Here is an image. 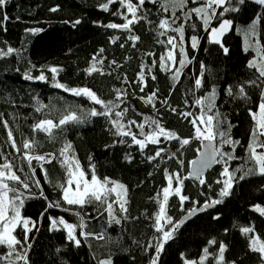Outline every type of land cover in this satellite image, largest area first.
<instances>
[{
	"label": "trees",
	"instance_id": "1",
	"mask_svg": "<svg viewBox=\"0 0 264 264\" xmlns=\"http://www.w3.org/2000/svg\"><path fill=\"white\" fill-rule=\"evenodd\" d=\"M201 2L187 0V4L182 6L181 0H158L156 3L145 0L137 12V16L145 18L134 22L130 30L106 27L109 23L126 22L122 16L114 15L118 10L126 12L119 2L110 4L107 11L99 7L107 0H8L0 9V19L4 14L9 17L4 27L0 28V49L12 47L18 50V54L0 57V153H3L0 164L6 158L13 165L24 169L23 173L17 172L22 179L25 175L30 176L27 161L22 158L27 151L23 149V143L28 140L36 142V147L31 150L32 155L54 154L57 157L51 163L40 162L47 169V178L39 163L32 161V167L36 169L35 177L40 180L48 200L39 196L40 189L29 180L31 188L24 190L25 194L35 195L25 200L22 214L37 221V225L28 237L31 247L28 244L18 245L12 254L14 264H99L103 258H111L112 264H150L155 256L157 237L162 235L156 230L155 224L163 198L162 190L168 187V175H173V189L178 186L174 174L179 173L181 178L188 177L184 179L181 194L189 199L181 204L179 196L172 194L166 204L167 216L172 218L173 224L179 222L187 212L201 209L207 202L221 198L219 192L223 184L217 181L227 178L222 175L225 167L222 162L217 163L202 178L203 184L188 176L190 164L200 150L202 139L192 138L195 135L193 125L189 123L192 117L185 119L180 115L181 112H192L193 116H200L202 109L195 101L207 97L213 88L216 90L215 108L208 114H214L217 110L220 113V123L215 128L218 148L222 139L220 132H226L233 140L239 141L234 151L232 145L228 144L223 145L221 150L238 158L228 161L230 172L243 167L240 172H236L231 195L224 197L221 204L200 211L176 230L173 238L164 244L158 264H186L187 261L218 264L221 243L226 245V251L224 261L219 264H262L260 255L251 251L248 237L241 229L254 227L253 234L264 240V216L253 207L264 206V176L250 175L243 180H239V176L253 167L246 151L255 123L249 110H258L264 78L259 77L256 68L248 66L255 54L251 49L244 50L237 27L252 22L257 16L264 17V6L256 4L255 0H244L243 4L231 0L229 7L237 8L238 11H229L223 17H219L223 8L217 9L219 19L233 22L232 28L222 38L223 47L228 48V52L224 53L220 44L210 42L209 32L204 31L202 19L195 13L185 19V14L191 8L200 6ZM132 3H137V0H132ZM165 6L168 11H164ZM53 8L57 10L52 11ZM173 11L178 17L175 23H172ZM128 18H132L131 14H128ZM166 18L171 27L160 28L159 22ZM219 19H213L211 27L217 26ZM77 20L80 22L73 26ZM181 25L184 27L183 41L179 40V33L173 31ZM33 28L43 31L36 34L26 31ZM161 32L165 34L160 35ZM129 36H138L139 39L133 41L128 39ZM169 36L177 37L174 51L176 67H179L180 60L191 61L186 62L178 80L172 79L175 72L172 61L161 60L171 48L167 43ZM191 36L199 38L196 49L191 47ZM258 38L260 48L264 49V19L258 22ZM181 44L184 53L179 51ZM162 63L171 70H163L160 67ZM202 64V87L197 88L195 80L200 77ZM93 65L97 71L89 72L88 69ZM52 67H56L58 72L52 73ZM42 72L47 77L46 81L25 79V74L37 77ZM141 72L144 73L143 81L139 79ZM152 76H155V80ZM251 80H256V85L246 83ZM56 83L70 89L88 88L105 102H114L111 106L112 115L108 118H85L83 123H70L62 129H54V138L34 130L32 126L40 120L58 121L70 111L86 117L91 108L103 110L102 105L95 104L88 97L75 96L55 87ZM239 85H244L247 99L238 95ZM229 86L232 95L227 94ZM117 89L122 93L119 97L115 91ZM153 92L157 94L155 100L146 103L147 96ZM204 103L206 105L207 101ZM39 107H42V111L38 112L36 109ZM173 108L176 112L172 111ZM124 109L128 111L122 117L116 115ZM204 111H207L206 107ZM113 119L120 121L124 126L123 131L130 130L138 139L144 140L156 130V125L151 123L156 120L165 130L175 132L182 139L190 138L191 142L181 147L175 139L158 136L160 143L146 141L147 147L141 151L138 145L132 143L131 136L115 134L117 129L110 122ZM129 120L135 123L129 125ZM4 121H7V127ZM229 123L232 125L230 130ZM140 124L144 126L143 136L137 127ZM9 129L20 152L12 147ZM66 142H71L76 158L85 172L89 173V179L91 163L95 165L97 177H107L126 186L127 212H121L119 204L113 203L112 215L120 223L114 220L109 222L111 218L105 210L106 205L92 203L80 207L67 205L61 199L62 191L54 185L65 183L67 179L65 168L60 164L63 158L59 155ZM161 148L164 151L160 156L150 160L149 157ZM180 161H183L182 165ZM9 183L16 185L14 181ZM114 199L115 194L109 197V203ZM56 200H60V207H47L49 202ZM49 217H63L68 223L77 224L75 235L80 239V245L76 246L67 240V230L62 226H58V230H51ZM81 217L85 225L83 228L79 227ZM160 223L165 231L172 227L166 219ZM81 232L93 235L85 239ZM15 234L18 239L24 240L19 228ZM213 240L216 243H210ZM205 248L209 255L201 260ZM8 251L7 246L0 245V256ZM24 252L27 253V262L16 259L17 253ZM0 264L9 262L3 260Z\"/></svg>",
	"mask_w": 264,
	"mask_h": 264
},
{
	"label": "snow or ice",
	"instance_id": "2",
	"mask_svg": "<svg viewBox=\"0 0 264 264\" xmlns=\"http://www.w3.org/2000/svg\"><path fill=\"white\" fill-rule=\"evenodd\" d=\"M8 0H0V9L3 8L4 5H6ZM119 2L122 8L126 9V12H120L119 10L114 13V15H120L124 18L126 21L123 24H116V23H109L106 25L108 28L112 29H125L130 30L131 25L134 22H138L140 19H144L145 17L137 16V12L142 8V6L145 4V0H137V3H132V0H107V3H102L99 5V7L105 11L109 10V5L113 3ZM152 3L158 2V0H150ZM195 2V0H194ZM240 4L244 3V0H238ZM255 3L264 6V0H255ZM187 4V0H181V5ZM231 5V0H202L200 6L191 8L186 14L185 19L190 17L193 13L196 14L197 17L202 19L203 21V28L205 32H209L210 35V42H214L217 44H220L222 47L224 53L228 52V48L223 47V43L221 39H219L220 36H222L226 31H228L232 26V21L227 19H219V17H223V15L229 11H238L237 8L229 7ZM223 8V11L219 13V17H217V9ZM52 11H56V8L51 9ZM164 11H168L167 6L164 7ZM128 14H131V19L128 18ZM171 16L174 18L172 20V23H175V19H178L175 15V11L171 13ZM9 17L7 14H4L2 16V19H0V28H3L5 25V22L8 21ZM213 19H219L218 27H211V21ZM264 19V17L257 16L252 24L250 25L249 31L252 32V34H255L256 30V24L260 22V20ZM80 21L77 20L75 24H78ZM160 28L168 29L171 27V24L169 23V19H163L159 22ZM195 27V25H192ZM6 30V28H5ZM27 32L31 34H36L39 32H42L43 29L39 28H33V29H27ZM173 31L176 33H179V40H184V27L181 25L180 27L174 28ZM165 33L161 32L160 35H164ZM247 35V32L245 33ZM115 39H118L115 38ZM115 39H113V43H115ZM128 39L130 40H138V36H129ZM191 47L193 49H196L198 47V41L199 38L197 36H191ZM168 45L171 46L170 50L168 51L166 57L162 56V61H172V67H175V72L172 76L173 80H178V78L181 75V70L185 67L186 62L190 63L191 61H188L187 59L180 60L179 61V67H176V60L174 56V51L177 48V37L175 36H169L167 39ZM133 46H135L133 44ZM123 47V45H121ZM249 47L251 45L246 44L245 51L249 50ZM101 52L103 49L100 50ZM179 51L181 53H184V47H179ZM13 53L18 54V50L14 49L12 47H8L7 50L0 49V57H7L12 55ZM257 54L258 56L264 57V49L257 46ZM186 57V53H185ZM115 63V61H113ZM248 66L250 68H256L259 72V77L264 78V59L259 60H250L248 62ZM35 67V66H33ZM160 67L165 71H170L171 69L164 63L160 65ZM203 64L201 65V74L200 77L195 80V85L197 88L202 87V79H203ZM52 73H57L58 69L56 67H52L50 69ZM89 72L97 71L95 68V65H93L90 69H88ZM25 79L32 80L37 79L40 81H46L47 77L43 74V72L37 76L33 77L30 74H25ZM139 79L141 81L144 80V73L141 72L139 74ZM152 79L155 80V76H152ZM247 84L256 85V80L247 81ZM57 88H62L66 92H71L75 96H85L91 99L95 102V104L102 105L103 110H97L96 108H91L87 112L86 117H81L76 114L75 111L67 112V114L62 115L58 121L53 119H43L37 122L32 126L34 130H39L44 133H47L49 137L54 138L53 130L54 129H62L64 126L70 124V123H83L85 118L90 117H96V116H104L106 118L110 117L112 115V105L114 102L108 101L105 102L104 100L100 99L96 93H94L92 90L88 88H68L66 85L61 83H56L54 85ZM239 92L238 95L242 98L247 99V94L245 92L244 85H239ZM143 91V88L140 89ZM117 93V96L119 97L122 93L119 89L115 90ZM158 91V90H157ZM227 94L232 95V88L231 86L227 89ZM126 95V94H125ZM156 92H153L151 95L147 96L146 103H153V101L156 98ZM216 97V90L215 88L212 89V91L209 93L207 97H204L203 99H197L195 103L197 105L201 106V115L196 117L193 116L192 112H181L180 115L183 116L185 119H188L189 117H192V119L189 121L195 129V135L194 139H203L209 142L208 147L211 148V152L209 153L210 159H215L217 156L220 157V159L216 160V163H223L225 165L222 175L227 177L223 181H217V183H222L223 187L220 189L219 196L220 199L211 200L207 202L203 208L199 209L200 211H204L207 208L213 207L214 205L221 204L223 202V198L231 195V189L233 187V184L236 180V172H240L241 168H237L234 171L230 172L228 167V161L233 159H238L237 157L233 156L231 153H225L221 149L223 145L228 144L232 145L233 151L235 150V146L239 144L240 142L237 140H233L230 135L226 132H220L219 136L222 138L220 141V148H216L211 144L212 141L216 139L217 133L215 132V128L219 121L220 113L217 110L214 114L209 115V112H212V110L215 108L214 100ZM143 99V98H141ZM204 101H207V104L205 105ZM164 103H167V101H164ZM154 106V104H153ZM43 107V106H42ZM42 107H39L36 109V111H42ZM207 108V111H204V108ZM258 110L253 112L251 109L249 110L250 115L253 119L254 126L250 131V143L247 146L246 151L248 152V159L253 162V167L248 169L247 171H244L242 175L239 176V180H243L246 177L250 175H260L264 176V151H258V149H264V139H261V137H264V90L261 92L260 96V102L257 106ZM128 109H124L121 112H117V116H123ZM173 112H176V109H172ZM2 115V114H0ZM112 125H114L117 129L116 135L121 136H131L132 137V143L139 146L141 151L147 147V142H150L152 144H158L160 143L158 136H164L165 139H175L177 140L181 147L184 145H187L191 142L190 138H184L182 139L179 137L178 134L175 132L167 131L163 127L160 126L159 122L156 120H152L151 123L156 125V130L152 133L148 134L144 140L138 139L136 134L129 131H123V125L120 123L119 120H111L110 121ZM129 125L134 124L135 121H128ZM227 123V121H225ZM5 127H7V121H4ZM201 125H204L205 127L202 128ZM137 127L140 128V135H144V126L142 124L137 125ZM232 125L229 123V130L231 129ZM8 137L11 141L12 147L16 149L17 152H20L21 149L16 146L15 139L13 138L12 131L9 129L8 131ZM121 143H124L123 140L120 141ZM36 147V142L34 140H28L23 143V149L27 150L23 154V159L27 161L28 167L31 171V175H25V178L22 179L21 175H18L17 172L23 173L24 169L22 167H18L12 164V162L8 161L5 158V162L0 164V245L7 246V249L9 250L5 255L0 256V261L8 260L9 264H14L11 257L14 252H16V248L18 245H24L28 244V237L29 234L33 231V229H36L37 221L32 220L30 217H25L22 214V209L24 207V203L26 199L34 198L35 194L26 195L24 190H30L31 185L28 182L29 180L32 181V184L36 186V188L40 189L39 196L46 201L48 200V197L44 195L43 192V186L40 183V180L35 177L36 169L32 167V161L35 160L39 163V166L43 172V175L45 178H47V169L44 168L43 161H46L47 163H51L53 159H57V157L54 154H46V155H32L31 150H33ZM164 151V149H159L156 151L154 156H150V160H154L157 156H160L161 152ZM71 153V154H70ZM3 153H0V156H2ZM60 157L63 159L60 160V164L62 167L65 168V171L67 173V179L65 183H59L57 185H54V187L59 188L62 191L61 199L67 204V205H77L80 207H83L86 204H92V203H99L101 206H105V210L110 215V223L114 220L117 224L120 223V220L117 219L113 214V203L119 204V209L121 212H127V208L125 207L127 203V188L125 185L119 183L118 181H112L110 178H99L97 177L95 173V165L91 164L89 165V170L91 173V179L88 178L89 173L85 172V170L82 168L79 160L76 158L74 154V150L72 147L71 142H66L64 146L60 149L59 153ZM175 155V154H173ZM225 157L227 159H225ZM171 158V157H169ZM126 159H131L130 157H126ZM89 160H91V157H89ZM181 165L183 164V161H180ZM193 165L197 163V161L191 162ZM207 166V162L203 163L201 165L200 169H197L195 172H190L189 176H197L199 177L201 174V171L203 167ZM175 180L178 181V186L175 187V189L172 188L173 184V175H168L167 181H168V187H165L163 192V198L160 201V208L159 212L156 214V230L158 232H161L162 235L160 237H157V243L155 244V256L151 259L150 264H158L160 253L164 249V244L167 243V241L171 240L173 238V233L179 229V227L184 223V221H179L173 224L172 218L167 216L166 212V204L169 199V196L172 194L178 195L179 200L181 204H183L184 201L188 200L189 197L182 195V186L184 179H187L188 177L181 178L179 173L174 174ZM9 181L16 182L15 186L10 185ZM201 184L204 183L203 179H200L199 181ZM111 184V187L109 185ZM115 194V199L112 201V203H109V197ZM160 194H157V198H159ZM60 200L51 201L48 203V208L53 207H60ZM254 210L259 212L262 216H264V206L261 205H254ZM47 211V209H45ZM192 212L196 211V209L191 210ZM43 215V214H41ZM76 215L79 217V212L76 213ZM218 218V217H215ZM166 219L168 224L172 225V227L165 231L164 226L160 223L161 220ZM50 220V229L51 230H58V226H62L63 229L67 230V240L74 242L76 246H79L81 241L78 239L75 235L76 229L78 227L77 224L68 223L64 220L63 217L60 218H52L49 217ZM84 222L82 217L80 218V224L79 227L83 228ZM19 228L24 236V240L21 241L17 238V235L15 234L16 229ZM38 230V229H37ZM254 227H243L241 229V232L248 237L249 241V248L251 251L258 253L260 255L262 264H264V240L261 239L259 235H254ZM253 234V235H250ZM81 235L87 239L88 236L93 235L92 233H85L81 232ZM102 238V236L100 237ZM210 243H216L214 240L210 241ZM28 247H31L30 244H28ZM59 251V249L57 250ZM226 251V245L220 244L219 246V262L224 261V253ZM204 256L201 257V260H204L209 255L208 249H204ZM16 259L24 260L27 262V253L24 252L23 254L17 253ZM218 262V264H219ZM99 264H112V261L110 259L102 260L99 262ZM186 264H196L195 261H187ZM234 264V262H232Z\"/></svg>",
	"mask_w": 264,
	"mask_h": 264
},
{
	"label": "water",
	"instance_id": "3",
	"mask_svg": "<svg viewBox=\"0 0 264 264\" xmlns=\"http://www.w3.org/2000/svg\"><path fill=\"white\" fill-rule=\"evenodd\" d=\"M211 144L213 146H215L216 148H218V142L216 139L214 141H212ZM208 145H209L208 141L203 140V139L201 140L200 150H199L197 156L192 160V161H194V160L197 161V163L195 165H193L192 163L190 164L189 173L195 172L197 169H200L201 165L205 162H207V166L203 167L199 177L188 175L189 178L192 180L200 181V179H202L217 164L216 160L219 159V156H217L215 159H210L209 153L211 152V148L208 147ZM195 209H196V211H194V212L189 211L184 216L181 217V219L179 221H184V223L180 227L185 225L189 220H191L195 215H197L200 212V210H199L200 208H195Z\"/></svg>",
	"mask_w": 264,
	"mask_h": 264
},
{
	"label": "rangeland",
	"instance_id": "4",
	"mask_svg": "<svg viewBox=\"0 0 264 264\" xmlns=\"http://www.w3.org/2000/svg\"><path fill=\"white\" fill-rule=\"evenodd\" d=\"M227 20H230V19H227ZM252 22H250L248 24H240V25H238L237 29L241 33L244 48H245L246 44L251 45V47H249V49H251L255 54L252 60H257L259 62V60L264 59V57L258 56V54H257V46L260 47V42H259V38H258V23L256 24L255 34H252V32L249 31V28H250V25L252 24ZM232 25H233V22H232ZM213 27H218V25L213 26ZM231 28H232V26H231ZM209 32H210V30H209ZM246 32H247V35L245 34ZM223 35L219 37V39H221V41L223 40L222 39ZM209 38H210V35H209ZM201 127L204 128L205 126L201 125ZM119 183H121V182H119ZM121 184H123V183H121ZM107 259H110L112 261L111 258H103L102 260H107ZM102 260H100V261H102Z\"/></svg>",
	"mask_w": 264,
	"mask_h": 264
},
{
	"label": "built area",
	"instance_id": "5",
	"mask_svg": "<svg viewBox=\"0 0 264 264\" xmlns=\"http://www.w3.org/2000/svg\"><path fill=\"white\" fill-rule=\"evenodd\" d=\"M46 155V154H45Z\"/></svg>",
	"mask_w": 264,
	"mask_h": 264
}]
</instances>
